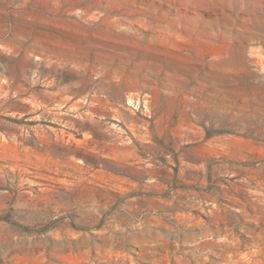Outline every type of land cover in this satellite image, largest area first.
Wrapping results in <instances>:
<instances>
[{
	"label": "rangeland",
	"instance_id": "374dc122",
	"mask_svg": "<svg viewBox=\"0 0 264 264\" xmlns=\"http://www.w3.org/2000/svg\"><path fill=\"white\" fill-rule=\"evenodd\" d=\"M0 264H264V0H0Z\"/></svg>",
	"mask_w": 264,
	"mask_h": 264
},
{
	"label": "built area",
	"instance_id": "2783aa9c",
	"mask_svg": "<svg viewBox=\"0 0 264 264\" xmlns=\"http://www.w3.org/2000/svg\"><path fill=\"white\" fill-rule=\"evenodd\" d=\"M133 101V100H131ZM139 103H141V105L143 106V108L147 107V100L145 98H142L141 100H139V98L136 99V104L138 105Z\"/></svg>",
	"mask_w": 264,
	"mask_h": 264
},
{
	"label": "bare ground",
	"instance_id": "6f19581e",
	"mask_svg": "<svg viewBox=\"0 0 264 264\" xmlns=\"http://www.w3.org/2000/svg\"><path fill=\"white\" fill-rule=\"evenodd\" d=\"M30 45V44H29Z\"/></svg>",
	"mask_w": 264,
	"mask_h": 264
}]
</instances>
